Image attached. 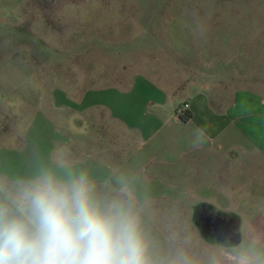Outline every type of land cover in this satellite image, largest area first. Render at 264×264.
<instances>
[{
  "label": "rangeland",
  "instance_id": "1",
  "mask_svg": "<svg viewBox=\"0 0 264 264\" xmlns=\"http://www.w3.org/2000/svg\"><path fill=\"white\" fill-rule=\"evenodd\" d=\"M262 42L264 0H0V102L11 115H24L21 124L36 111L56 117L47 103L51 92L76 89L81 96L102 90L103 95L108 86L119 85V74L133 70L137 59L167 63L163 47L179 51L197 44L234 46L218 58L205 50L202 58L211 74L222 66L247 74L254 66L260 97ZM105 110L98 104L93 113L104 118ZM105 118L84 136L94 144L91 161L105 169L89 175L77 166L72 178L86 177L90 197L102 211L134 220L145 264H264V156L251 163L241 154L228 167L227 161L204 163L197 151L184 161L196 167L191 174L169 173L168 164L178 162L187 146L204 143L197 129L170 119L142 144L118 116ZM106 121L111 133L102 128ZM239 127L229 126L214 144L243 145ZM6 194L17 204L13 216L26 220V197ZM199 203L239 219L237 246L201 239L188 218Z\"/></svg>",
  "mask_w": 264,
  "mask_h": 264
},
{
  "label": "crops",
  "instance_id": "2",
  "mask_svg": "<svg viewBox=\"0 0 264 264\" xmlns=\"http://www.w3.org/2000/svg\"><path fill=\"white\" fill-rule=\"evenodd\" d=\"M163 49L168 50L167 63L137 59L133 70L119 74V85L108 86L103 95L102 90H87L81 96L76 89L69 93L51 92L47 103L56 111V117L36 111L21 124L20 118L24 115H11L0 102V209L14 217L17 204L6 192L17 198L26 197L29 190L20 191V188L34 179H43L44 175L63 185V181H74L77 166L89 175L103 171L105 168L91 161L94 144L84 136L96 121H105V116H118L125 131L135 132L142 144L161 126L169 124L170 119L175 124L192 125L197 129L204 143L187 146L178 154V162L168 164L169 173L179 170L191 174L196 167L191 160H187V164L184 161L197 151H201L199 157L204 163L227 161L228 167L234 165L232 161L241 154L247 156L249 162L253 160L251 163L258 156H264V87H259L262 93L257 96L256 81L252 78L255 67H248L247 74L242 72L241 75L236 68L230 71L224 66L215 67L211 74L208 60L202 58L203 51L218 58L220 51L235 49L234 46L197 44L179 51L173 47ZM258 49L264 50V42ZM191 58L194 61L190 62ZM98 104L106 108L104 118L93 113ZM166 104L171 110L164 113ZM184 104L188 108L182 113L187 111L191 115L185 123L178 119L177 112ZM239 125L243 126L246 140L243 145L223 141L214 144L229 126L238 130ZM102 126L107 133L110 131L107 121ZM172 177L175 176L169 175Z\"/></svg>",
  "mask_w": 264,
  "mask_h": 264
},
{
  "label": "clouds",
  "instance_id": "3",
  "mask_svg": "<svg viewBox=\"0 0 264 264\" xmlns=\"http://www.w3.org/2000/svg\"><path fill=\"white\" fill-rule=\"evenodd\" d=\"M90 192L84 176L67 186L45 176L26 193V220L0 209V264H145L134 220L102 211Z\"/></svg>",
  "mask_w": 264,
  "mask_h": 264
},
{
  "label": "flooded vegetation",
  "instance_id": "4",
  "mask_svg": "<svg viewBox=\"0 0 264 264\" xmlns=\"http://www.w3.org/2000/svg\"><path fill=\"white\" fill-rule=\"evenodd\" d=\"M188 218L205 242L224 248L235 247L240 243V221L226 211H217L215 207L199 203L189 212Z\"/></svg>",
  "mask_w": 264,
  "mask_h": 264
},
{
  "label": "trees",
  "instance_id": "5",
  "mask_svg": "<svg viewBox=\"0 0 264 264\" xmlns=\"http://www.w3.org/2000/svg\"><path fill=\"white\" fill-rule=\"evenodd\" d=\"M191 115L187 111H184L182 114L178 115V119L185 123L190 119Z\"/></svg>",
  "mask_w": 264,
  "mask_h": 264
},
{
  "label": "built area",
  "instance_id": "6",
  "mask_svg": "<svg viewBox=\"0 0 264 264\" xmlns=\"http://www.w3.org/2000/svg\"><path fill=\"white\" fill-rule=\"evenodd\" d=\"M187 108H188V105L184 104V105L182 106V108H179V109L177 110L178 114H179V115L182 114V111H183V110H186Z\"/></svg>",
  "mask_w": 264,
  "mask_h": 264
},
{
  "label": "water",
  "instance_id": "7",
  "mask_svg": "<svg viewBox=\"0 0 264 264\" xmlns=\"http://www.w3.org/2000/svg\"><path fill=\"white\" fill-rule=\"evenodd\" d=\"M238 244V242L236 243V245Z\"/></svg>",
  "mask_w": 264,
  "mask_h": 264
}]
</instances>
